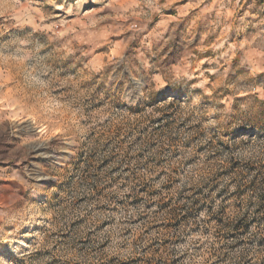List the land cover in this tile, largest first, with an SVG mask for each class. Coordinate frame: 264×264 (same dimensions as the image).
<instances>
[{"label":"rangeland","instance_id":"rangeland-1","mask_svg":"<svg viewBox=\"0 0 264 264\" xmlns=\"http://www.w3.org/2000/svg\"><path fill=\"white\" fill-rule=\"evenodd\" d=\"M0 264H264V0H0Z\"/></svg>","mask_w":264,"mask_h":264}]
</instances>
